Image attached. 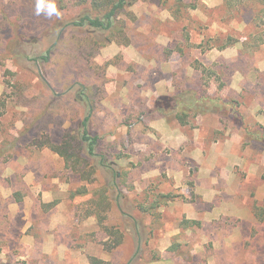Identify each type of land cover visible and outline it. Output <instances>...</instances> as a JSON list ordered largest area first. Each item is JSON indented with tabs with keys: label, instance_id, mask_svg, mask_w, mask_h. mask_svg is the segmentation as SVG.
<instances>
[{
	"label": "rangeland",
	"instance_id": "1",
	"mask_svg": "<svg viewBox=\"0 0 264 264\" xmlns=\"http://www.w3.org/2000/svg\"><path fill=\"white\" fill-rule=\"evenodd\" d=\"M90 1L0 0V264H264V3L128 0L99 47ZM85 118L88 180L39 145Z\"/></svg>",
	"mask_w": 264,
	"mask_h": 264
},
{
	"label": "trees",
	"instance_id": "2",
	"mask_svg": "<svg viewBox=\"0 0 264 264\" xmlns=\"http://www.w3.org/2000/svg\"><path fill=\"white\" fill-rule=\"evenodd\" d=\"M86 0H81L80 3L85 2ZM132 1V0H131ZM178 8L184 7L185 4L183 0H172ZM264 3V0H261ZM128 4V0H91L90 6L93 10L96 11L95 16H91L85 13L82 17L78 20H73L70 22L72 27H80L82 25H88L95 30H102L107 31L108 35L106 38L103 39H95L99 43V47L106 45L112 41H115L118 44L128 45L129 38L126 37L124 32L125 25L121 20H118V15L121 11L124 10L125 6ZM118 37H121L118 40ZM223 47V46H222ZM167 54H171V50H166ZM48 53V52H47ZM46 53V54H47ZM94 52L93 54H95ZM41 58L44 61L48 60L47 55H42ZM204 72V68L201 69ZM181 114H177L179 117V121L182 124H185L186 121L182 116L186 115V110H182L179 112ZM2 112H0V116ZM88 118H85L81 123L82 131L80 132L79 136H73L70 133H67L63 136V138L59 142H53L50 139H45L39 142L40 147H47L52 152L58 154L60 157L63 158L66 167L74 170L84 180L90 179L88 173H86V168L88 166L87 157L95 155L96 151V139L94 137H90L86 130ZM85 191H77L74 194L83 195ZM161 197L167 198L169 195L165 194ZM169 199L165 200L164 202H169ZM108 201V202H107ZM109 199L102 195H100L97 199H93L90 201L92 204V211L93 214L97 217L99 225H102L103 228L107 231L109 235H113L114 239L112 242V246H116L121 242V235L119 230H112L106 226H104V219H106V210H107V203H109ZM89 264H105V262L101 259H98L94 256L89 258Z\"/></svg>",
	"mask_w": 264,
	"mask_h": 264
},
{
	"label": "clouds",
	"instance_id": "3",
	"mask_svg": "<svg viewBox=\"0 0 264 264\" xmlns=\"http://www.w3.org/2000/svg\"><path fill=\"white\" fill-rule=\"evenodd\" d=\"M35 14H43L46 17H59L60 12L57 9L56 0H36L35 2Z\"/></svg>",
	"mask_w": 264,
	"mask_h": 264
}]
</instances>
